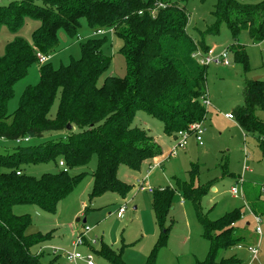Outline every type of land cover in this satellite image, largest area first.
Wrapping results in <instances>:
<instances>
[{
    "label": "trees",
    "instance_id": "1",
    "mask_svg": "<svg viewBox=\"0 0 264 264\" xmlns=\"http://www.w3.org/2000/svg\"><path fill=\"white\" fill-rule=\"evenodd\" d=\"M188 0H23L0 3V25L16 31L22 18L39 21L32 34L33 45L17 38L7 43L0 58V140L18 138L45 139L0 153V264H41L32 248L49 235H30L25 231L31 221L27 215L13 214V208L34 205L43 213L54 215L57 204L80 181L69 171L86 166L94 156L90 198L113 193L125 198L132 186L117 179L119 166L137 172L143 162L161 155L159 145L147 131L133 127L136 111L158 120L168 137L186 131L190 125L205 120L201 104L205 94L206 67L192 58L197 48L202 51L203 37L194 41L186 32ZM213 23L203 36L219 33L224 25L232 43L227 47L233 61L246 68V54L237 40L246 32L254 43L264 39V0L255 5H241L235 0H215ZM84 21L91 32L110 31L121 42L119 49L125 63L123 79L104 77L109 58L101 47L105 36H92L80 45V57L66 66L53 69L39 63L38 55L48 56L59 46L58 33L74 37ZM38 64V82L22 91L16 109L8 113L13 86L23 79L28 69ZM103 78L101 85H98ZM56 111L50 114L54 102ZM264 110L262 86L244 89V103L232 111L239 128L264 145V122L255 115ZM70 126V130L66 126ZM52 137L48 136L50 134ZM48 136L47 138H45ZM28 141V142H29ZM27 142V143H28ZM171 153L168 154L170 156ZM57 160L63 167L35 179L20 170L23 163L38 164ZM19 173L18 175L16 173ZM196 169L192 168L190 174ZM225 173V172H224ZM223 173V174H224ZM211 187L180 186L183 198L189 199L202 226L209 251L196 264H234V257L217 260L219 251L240 244L235 223L241 208L207 220L201 212V199ZM173 190L157 188L152 192V211L157 222H163L170 209ZM245 205L260 217L264 206L257 196ZM250 197V196H249ZM166 232L159 234L145 264H154L155 254L163 247ZM122 250V249H121ZM121 250L100 243L99 255L108 264H124ZM95 253V252H94ZM56 259H54V262Z\"/></svg>",
    "mask_w": 264,
    "mask_h": 264
},
{
    "label": "rangeland",
    "instance_id": "2",
    "mask_svg": "<svg viewBox=\"0 0 264 264\" xmlns=\"http://www.w3.org/2000/svg\"><path fill=\"white\" fill-rule=\"evenodd\" d=\"M20 1L23 0H0V3L7 5ZM235 1L241 5H255L262 0ZM214 5L215 0H188L185 3L188 13L185 30L194 41H199L203 37L206 47L226 49L232 41L224 25L218 34L203 36L206 28L213 23ZM38 27L39 21L31 17L22 18L21 25L16 31L0 25V58L7 43L14 39L20 38L32 46V34ZM100 36L97 35L98 38H101ZM104 36L105 43L101 49L109 58V68L103 78L123 79L125 63L119 52L121 42L109 31H106ZM91 37L92 32L84 21H81L72 38L60 31L59 46L45 56V64L57 69L66 66L71 59L77 60L80 57V45ZM237 42L246 54L247 70L233 61L230 52L229 66L206 67L205 94L210 106L205 108L206 116L202 124L200 145L191 136L183 150L176 149L171 138L163 134L162 124L158 120L142 111H136L132 126L147 131L161 150L166 155L168 153L171 155L166 156L161 163L151 164L149 169L142 168L138 172L119 166L117 179L132 186L125 198L113 193L89 197L92 187L91 175L96 165L93 156L86 166L69 171L71 177L80 175L81 179L58 203L55 215L43 213L34 205L13 208V214L27 215L30 218L31 223L25 231L26 234L49 235L46 241L32 248L34 254L41 255L38 257L41 264H66L61 256L64 253H78L84 256L89 249L86 243L76 245V239L81 233H85L87 243L95 242L91 248V251L95 252L92 254L94 264H108L99 255L102 240L117 252L122 249L121 259L124 264H145L159 234L163 231H167L165 244L157 250L154 264H196L203 261L209 246L192 202L182 196L180 186L185 183L193 184L194 187L211 184L200 202L201 212L207 220L219 219L225 213L243 207V214L241 213L240 219L235 223L236 228L240 231L244 228L245 222H253L250 226L253 231V216L245 210L241 189L243 187L246 190L252 186L256 187L257 193L260 189L264 190V146L261 148L259 142L252 136L245 137L235 118L229 120L224 114H232L235 107L243 105L245 87L259 85L264 90V39L254 43L246 32H241ZM103 78L99 80L98 85H101ZM37 82L38 64L35 63L28 69L26 76L13 86V97L7 104L8 113L16 109L24 88ZM56 106L57 101L51 108L52 116ZM255 115L264 122L263 109H256ZM53 135L61 133H52L48 136ZM43 141L45 139L30 140L21 144V147L35 146ZM16 145L12 141L0 140V153H11ZM192 168L196 169L194 174H190ZM60 169L57 160L20 165L22 173L35 179L46 173H56ZM141 180L144 188L154 190L168 187L173 190L170 209L161 223L157 222L152 211V193L139 190L137 181ZM232 189L238 192L237 196L231 194ZM120 207H124V213L123 217L118 219L116 213ZM76 219L80 221L76 222ZM82 220L85 222L82 223ZM236 249L232 247L219 251L217 260L233 257ZM53 252L57 255H53Z\"/></svg>",
    "mask_w": 264,
    "mask_h": 264
},
{
    "label": "built area",
    "instance_id": "3",
    "mask_svg": "<svg viewBox=\"0 0 264 264\" xmlns=\"http://www.w3.org/2000/svg\"><path fill=\"white\" fill-rule=\"evenodd\" d=\"M106 31H95L92 32V36H97V35H103ZM110 32V31H109ZM229 49H218L216 47H208L207 50L202 51L201 49L197 48L196 51L192 54V58L193 60L201 67H207L208 65H214V66H229L230 62H229ZM37 59L39 63H45L46 62V57L43 55H38L37 54ZM201 104L207 108L210 106L209 100L207 98V95L204 94L201 98ZM225 117L229 120H232L233 117L231 114H226ZM202 122L199 123H194L192 125H190V127L188 128V130L186 131H179L176 136H175V148L176 149H180L183 150L185 148V145L188 141V139L193 136L195 138V141L200 145L201 143V134H202ZM29 141L28 138H18L14 141L15 144L17 145H21L24 143H27ZM59 167H63V162H59L58 163ZM17 175L19 174L18 172L16 173ZM143 180V179H142ZM139 182L138 186H139V190L141 191H146L148 193H152L153 190L149 189V188H144L143 187V182ZM231 194L233 196H237L238 192L235 189H232ZM123 213H124V207H120L118 208V211L116 213V216L118 219H121L123 217ZM253 221H254V232L257 235H260L261 233V228H260V217L253 215ZM84 234L85 233H81L78 235V238L76 239V245H81L82 243H86L88 249V252L84 255L81 256L78 253H64L61 256L63 257V259L65 260V262L67 264H77L79 262L83 263V264H94L93 263V258H92V254H94V251H91L92 245L95 244L94 241H90L89 243H87L85 241L84 238ZM237 249H242L245 248V250H247L248 253H250L252 258H255L256 255V247L254 246H242L240 244L236 245ZM40 252V251H38ZM53 255H57L56 252H53Z\"/></svg>",
    "mask_w": 264,
    "mask_h": 264
},
{
    "label": "crops",
    "instance_id": "4",
    "mask_svg": "<svg viewBox=\"0 0 264 264\" xmlns=\"http://www.w3.org/2000/svg\"><path fill=\"white\" fill-rule=\"evenodd\" d=\"M243 103H244V98H243ZM225 115L226 114H224V117H225ZM244 136L245 137H250L249 135H245V134H244ZM170 138L175 143V137H170ZM252 138H254V137H252ZM263 146H260V147L262 148ZM160 149H161V147H160ZM168 154L166 155V153H164L161 150V155L160 156H158V157H156V158H154V159H152L150 161L143 162V164L141 165V167H140V169L138 171H140L142 168L146 169V170L149 169L151 164L155 165V164L161 163V161H163V159H165L166 156L168 157ZM242 186H243V184H242ZM212 190L214 191V189H212ZM256 190H257L256 187H252V186L251 187L250 186L247 187L246 190L243 189V187L241 189L242 196H243V201H244V207H246L245 210L246 211L248 210V212H250V210L245 205V203L247 202V198H246L247 195L250 196V197L248 196V199L252 200L258 194L257 197L259 198L260 203H262V205L264 206V190L260 189L259 193H257ZM243 192H244V194H243ZM241 213L243 214V207L241 208ZM55 214H56V212H55ZM250 214H251V212H250ZM251 215L253 216V214H251ZM260 220H261V223H260L261 233H260V235H257L254 232V229L252 231V229L250 228V226L253 225V222H245L244 223V228L242 230H240V231L237 230L236 224L234 225L236 230H237L238 236L241 238L240 245H242V246H254V247H256V250H257L255 258H252L250 253H248L247 250H245V248L236 249L235 250L236 253L233 254L234 255L233 257L236 260V262H234V264H264V214L260 216ZM101 242H104V241L102 240ZM104 243H106V242H104ZM56 258H58V257H56Z\"/></svg>",
    "mask_w": 264,
    "mask_h": 264
},
{
    "label": "water",
    "instance_id": "5",
    "mask_svg": "<svg viewBox=\"0 0 264 264\" xmlns=\"http://www.w3.org/2000/svg\"><path fill=\"white\" fill-rule=\"evenodd\" d=\"M66 129H67V130H70V126L67 125V126H66ZM79 221H80L79 219H76V222H79ZM84 222H85V220H82V223H84Z\"/></svg>",
    "mask_w": 264,
    "mask_h": 264
}]
</instances>
